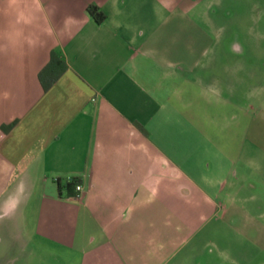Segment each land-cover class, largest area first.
Instances as JSON below:
<instances>
[{"label": "crops", "instance_id": "crops-1", "mask_svg": "<svg viewBox=\"0 0 264 264\" xmlns=\"http://www.w3.org/2000/svg\"><path fill=\"white\" fill-rule=\"evenodd\" d=\"M207 4L0 0V264H264V84Z\"/></svg>", "mask_w": 264, "mask_h": 264}, {"label": "rangeland", "instance_id": "rangeland-1", "mask_svg": "<svg viewBox=\"0 0 264 264\" xmlns=\"http://www.w3.org/2000/svg\"><path fill=\"white\" fill-rule=\"evenodd\" d=\"M166 1L184 3V0ZM207 3L206 12L212 24L198 18L199 28L205 30L208 36L220 37V44L228 52V60L239 57L238 59L243 60L246 71L254 70L259 82L264 84V0H207ZM236 44L240 45L237 52L234 50ZM249 76H245L246 89L252 83ZM248 99L246 91L243 100L253 104L246 107V112L252 113L254 117L250 128L260 132L258 140L264 146V90L260 93V108L257 103ZM259 191L264 194V190L258 188Z\"/></svg>", "mask_w": 264, "mask_h": 264}, {"label": "trees", "instance_id": "trees-1", "mask_svg": "<svg viewBox=\"0 0 264 264\" xmlns=\"http://www.w3.org/2000/svg\"><path fill=\"white\" fill-rule=\"evenodd\" d=\"M86 11L96 22H100L104 18L103 11L101 9H99L94 4H91V3L87 4L86 5ZM63 65H64L63 62L59 57L55 56L53 53H50V57H49L48 62L38 72V78L40 79V82H41L43 88H46L48 86V84H50V82H52V80H54V78L58 75L59 70H61L63 68ZM48 71H49V73L51 72L52 75L50 77V80L45 82L43 80V77H44L45 73H48ZM139 128L142 129L141 126ZM75 182H79V179L74 177V178H71V180L64 181L62 183V185L64 187H66V189L69 193H71V192H73L72 190H73V186H74Z\"/></svg>", "mask_w": 264, "mask_h": 264}, {"label": "built area", "instance_id": "built-area-1", "mask_svg": "<svg viewBox=\"0 0 264 264\" xmlns=\"http://www.w3.org/2000/svg\"><path fill=\"white\" fill-rule=\"evenodd\" d=\"M67 180H71V178H68ZM81 188H82V186H81L80 182H75L74 183V186H73V189H74L73 196L74 197H76V196H78L80 194Z\"/></svg>", "mask_w": 264, "mask_h": 264}]
</instances>
